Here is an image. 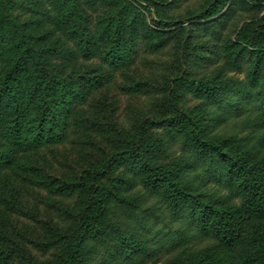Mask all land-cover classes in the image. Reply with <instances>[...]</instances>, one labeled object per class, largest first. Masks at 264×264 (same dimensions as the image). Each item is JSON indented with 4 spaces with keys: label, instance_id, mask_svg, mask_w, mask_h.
Masks as SVG:
<instances>
[{
    "label": "rangeland",
    "instance_id": "374dc122",
    "mask_svg": "<svg viewBox=\"0 0 264 264\" xmlns=\"http://www.w3.org/2000/svg\"><path fill=\"white\" fill-rule=\"evenodd\" d=\"M213 2L205 18L191 19ZM8 13L43 38L29 45L28 56L22 48L0 57V78L18 59L32 72L19 77L23 133L16 145L7 140L13 116L0 104V264L60 262L86 212L90 193L78 188L82 174L94 173L93 182L113 192L115 206L144 196L133 171L139 164L106 172L102 165L119 150L170 140L159 125L169 116L184 112L207 124L206 82L245 80L256 68L264 73V0H12ZM43 76L55 81L54 93L39 86ZM237 121L209 125L208 136L247 135L249 125ZM184 129L177 127V156ZM146 197L144 206H157ZM118 215L115 221L127 227ZM260 230L264 217L248 220L241 241L219 257L264 264V241L245 242ZM175 251L161 253L158 264ZM190 257L187 263L199 259ZM144 259L138 264H148Z\"/></svg>",
    "mask_w": 264,
    "mask_h": 264
},
{
    "label": "trees",
    "instance_id": "16d2710c",
    "mask_svg": "<svg viewBox=\"0 0 264 264\" xmlns=\"http://www.w3.org/2000/svg\"><path fill=\"white\" fill-rule=\"evenodd\" d=\"M11 1L0 0V57L22 48L23 55L28 56L29 45L43 37L32 36L12 21L8 13ZM66 1L70 0H59L62 4ZM214 5L215 2L191 19L205 18ZM185 22L166 21L177 27ZM117 49L116 45L112 51ZM29 69L25 61L18 59L1 72L0 104L7 108L2 110H9L13 116L7 140H13L15 145L23 133L19 77L25 72L32 75ZM38 83L45 84L54 93V80L43 76ZM203 88L205 94L200 96L204 98L208 115L212 116L207 119L210 124H202L184 112L181 116H169L159 125L170 140L163 138L145 150H119L102 165V171L106 172L119 163L139 164L133 171L140 177L144 196L140 194L131 202L121 201L115 206L113 192L94 183V173L82 174L78 188L90 193L86 212L57 264H138L142 258L148 264H158V256L172 250H176L175 256L164 264H251L243 256L234 261L219 254L241 241L242 229L248 220L264 217V73L256 68L245 80L206 82ZM233 118L239 123L246 121L247 135L208 136L209 125L218 128ZM179 125H184L182 135L187 140H182V153L177 156L173 147L179 142L175 140ZM147 194L158 202L157 206H144ZM118 213L125 217L126 229L113 218ZM160 223L163 228L157 231ZM202 241H207L208 246L197 248L196 243ZM261 241H264V230L245 242L256 246ZM191 254L199 259L187 263Z\"/></svg>",
    "mask_w": 264,
    "mask_h": 264
}]
</instances>
